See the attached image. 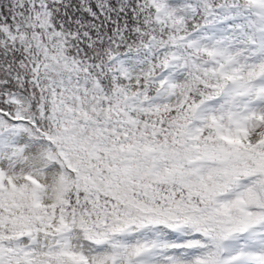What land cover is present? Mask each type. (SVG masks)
Segmentation results:
<instances>
[{"label": "snow or ice", "instance_id": "6c2138e0", "mask_svg": "<svg viewBox=\"0 0 264 264\" xmlns=\"http://www.w3.org/2000/svg\"><path fill=\"white\" fill-rule=\"evenodd\" d=\"M0 264H264V0H0Z\"/></svg>", "mask_w": 264, "mask_h": 264}]
</instances>
